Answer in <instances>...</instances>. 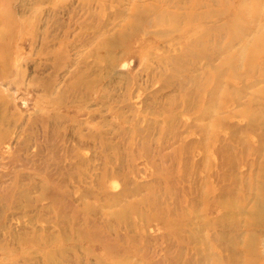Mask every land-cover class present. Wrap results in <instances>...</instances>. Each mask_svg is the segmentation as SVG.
<instances>
[{
	"label": "rangeland",
	"instance_id": "rangeland-1",
	"mask_svg": "<svg viewBox=\"0 0 264 264\" xmlns=\"http://www.w3.org/2000/svg\"><path fill=\"white\" fill-rule=\"evenodd\" d=\"M227 237L264 264V0H0V264Z\"/></svg>",
	"mask_w": 264,
	"mask_h": 264
},
{
	"label": "bare ground",
	"instance_id": "bare-ground-1",
	"mask_svg": "<svg viewBox=\"0 0 264 264\" xmlns=\"http://www.w3.org/2000/svg\"><path fill=\"white\" fill-rule=\"evenodd\" d=\"M212 3H213V1H212ZM224 4V3H223ZM224 6H225V4H224ZM228 6V5H227ZM219 33V32H218ZM251 126V125H250ZM260 135V134H259ZM258 135V136H259ZM257 136V135H256ZM263 136V135H262ZM258 140H259V142H260V140H261V138L259 139L258 138ZM261 143L262 142H260V145H261ZM258 147V146H257ZM248 173V172H247ZM261 181V180H260ZM263 182V181H262ZM261 185V184H260ZM249 188V187H248ZM222 199V198H221ZM257 199V198H256ZM221 224V223H220ZM227 225V224H226ZM185 226H186V224H185ZM229 226V225H228ZM227 226V227H228ZM233 228H234V226H232ZM221 229H223V228H221ZM227 229V228H226ZM198 231L199 230H194L190 235H191V238L189 239V240H191V241H194L195 240V237L197 238V234H198ZM228 231H231V228L230 227H228ZM227 231V232H228ZM221 233H222V231H221ZM226 233V232H225ZM225 233H223V234H225ZM219 234V233H218ZM222 234V235H223ZM227 234V233H226ZM221 235V236H222ZM220 239V238H219ZM187 240V239H186ZM223 240H225V236L224 237H222L221 239H220V241H223ZM234 241V240H233ZM218 242V241H217ZM226 242H228L229 243V245L226 243V244H224L223 245V243H224V241H223V243H222V250H223V252H225V254H227L228 255V257H227V260H226V262H225V264H239V263H237V259H236V255L238 254V253H240V252H242V251H239V250H237V248L236 247H234L233 245H231L230 246V242L231 243H233L231 240H230V242H229V240H228V237H227V241ZM252 243H249V244H247V246H245L244 247V249L246 250V252L245 253H248L249 255H250V257H255V256H257V252L253 249V247H252V245H251ZM241 246V245H240ZM219 247V246H218ZM206 249H208L209 250V248H206ZM212 256L213 255H211V254H206L205 255V257H204V259L202 260L203 262L204 261H207V260H209V261H211L212 260ZM215 257V256H214ZM214 261L215 260H217L218 262L220 261L219 259H213ZM212 260V261H213ZM211 261V262H212ZM254 262L255 261H248V263L247 264H254ZM220 263H222V262H220ZM199 264H201V263H199ZM242 264V263H241Z\"/></svg>",
	"mask_w": 264,
	"mask_h": 264
}]
</instances>
